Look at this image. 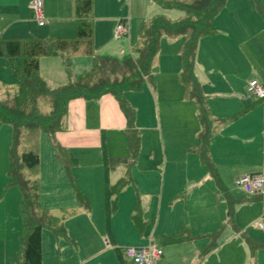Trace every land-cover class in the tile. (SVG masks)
<instances>
[{
	"label": "crops",
	"instance_id": "0c3cea01",
	"mask_svg": "<svg viewBox=\"0 0 264 264\" xmlns=\"http://www.w3.org/2000/svg\"><path fill=\"white\" fill-rule=\"evenodd\" d=\"M29 1L0 0V29L7 31L15 22L31 18ZM133 2L154 6L156 15L176 18L183 13L176 8L165 9L153 0ZM262 3L264 6V0ZM172 11L180 15L171 16ZM66 12L74 28V0L70 7L61 1L43 3L44 16L53 21L61 20ZM132 17L129 10L118 20ZM183 39L181 35L161 37L152 63L154 84L146 82L140 90L124 92V98L135 109L140 132L135 162L130 160L126 117L111 93L69 101L55 136L73 158L70 173L50 147L48 136L41 133L39 139L43 136L44 145L51 149L46 151L49 167L44 168L42 182L62 187L64 196L59 208L68 211L60 221L66 236H56L51 228L42 229V264L88 263L99 257L101 237H105L106 245L119 247L110 227V233L103 230L91 202L94 198L105 199L106 179L112 186L124 178L130 181L114 194L111 219L118 215L117 202L120 204L131 189L137 199L128 207L126 217L130 227L134 226L131 246L155 241L163 250L155 264H264V227L257 226V221L264 219V194L244 195L234 189L236 177L262 168L264 107L261 100L247 93L246 84L256 78L264 85V19L254 0H227L214 18V32L197 42L192 72L210 116L212 134L207 153L216 176L199 154L198 106L181 80ZM79 57L71 58L79 61ZM89 63L86 60L82 66ZM40 64L41 60V72ZM41 76L51 87L65 82L52 74ZM116 141L121 144L119 153L114 149ZM225 192L235 200L233 222ZM78 195L84 204L80 205ZM13 216L4 208L0 218V264L18 263L12 258L20 248L19 229L14 232L10 226ZM173 232L178 240L171 242L166 235ZM249 240L258 245L251 249Z\"/></svg>",
	"mask_w": 264,
	"mask_h": 264
},
{
	"label": "trees",
	"instance_id": "16d2710c",
	"mask_svg": "<svg viewBox=\"0 0 264 264\" xmlns=\"http://www.w3.org/2000/svg\"><path fill=\"white\" fill-rule=\"evenodd\" d=\"M153 1L165 9L176 8L183 13L176 18L158 14L142 21L138 29V43L133 51L124 55L121 60L94 52L93 0H74V34L71 36L39 39L34 36L2 38L0 35V57L7 58L17 79L16 93L0 100V121L9 124L12 128L8 152L10 163L8 175L20 191V248L19 252L12 256L17 264H42L43 228L48 226L56 236H66L59 217L40 205V185L37 175L40 158L37 145L41 133L48 136L56 157L63 162L66 171L70 173L73 158L71 160L70 153L57 142L55 136L61 129L69 101L74 98L96 99L104 93H111L118 100L126 117L130 160L135 162L140 150V132L135 124V109L124 98V92L140 90L146 82L154 84L152 63L163 36L181 35L184 38L181 46V80L188 87L198 106L201 124L199 154L216 176L215 168L209 162L207 153L212 125L199 84L192 72V64L198 40L214 32V18L227 0ZM254 4L264 19L262 0H254ZM77 54L91 56L92 66L83 70L76 78L69 77L66 83L50 87L40 76L41 57L60 55L66 71H69L70 59ZM19 141H23L24 145L21 152L16 154ZM21 168H26L31 173V177L24 178L20 173ZM124 179L126 180H121L112 186L107 179L105 181L104 206L107 215L115 204L114 194L130 181L129 178ZM224 194L229 200V218L233 222L232 203L235 200L229 193ZM256 194L260 195V193ZM78 199L80 205L84 204L81 195H78ZM107 231L110 233L108 225ZM166 237L171 242L178 240L174 232L167 234ZM248 242L251 249L258 245L254 241ZM213 246L214 243L207 249ZM114 249L119 264H129L125 257L123 258L124 255H121L120 248Z\"/></svg>",
	"mask_w": 264,
	"mask_h": 264
},
{
	"label": "rangeland",
	"instance_id": "374dc122",
	"mask_svg": "<svg viewBox=\"0 0 264 264\" xmlns=\"http://www.w3.org/2000/svg\"><path fill=\"white\" fill-rule=\"evenodd\" d=\"M32 1L33 0L29 1V5ZM42 1L46 4L49 2L54 3L55 1H61L63 4H66V6L69 7L72 2V0ZM133 1L134 0H93V48L96 54L102 56L115 57L118 60H121L124 55L129 54L133 51V48L138 43V29L142 21L148 17L156 15L154 14V6H150L148 8L145 6L144 2H142V5H139L134 3ZM128 2L129 4H127ZM129 10L132 12L133 17L131 20L126 21V33L111 34L110 30L115 28L118 21V17H125ZM116 13L118 14L116 15ZM171 13L172 14L170 15L174 17L180 15L176 14L175 11H172ZM63 15L64 17L59 21H53L45 15V20L42 25H39L33 18V16H31V18L22 19L18 22H15L13 25H10L8 29L5 28L7 29V31H3V29H0V35L2 38H23L27 36H34L39 39H48L50 37L58 36H71L74 34V28L70 23V18L69 16H67V12L63 13ZM74 56H80V59L79 61L74 60L72 58L70 59L71 65L69 71H66V69L64 68L60 55L41 57L40 67H42L43 70L40 72L39 68L40 76L41 73H47L48 75L52 74L54 76V79L61 78L64 79V83H66L69 77L76 78L83 70L89 69L91 67L92 60L90 57L80 54ZM57 60H59L61 65L60 63H58ZM86 60L90 61L89 66L83 67L82 65L86 62ZM56 85L59 86L58 84ZM56 85L53 87H56ZM16 91V76L12 70V67L9 65L7 58L1 56L0 100L10 97L14 93H16ZM11 132V126L7 123L0 121V218L3 215L4 208L9 211H12V213H14V216L10 219V226H12L11 230L15 232V230H17L16 228H18V235L20 237L21 216L18 208L20 202V191L18 186L12 182L10 176L8 175L10 167L8 152L11 141ZM116 143L117 145L114 146V149L117 153H119L118 150L119 147H121V144L118 141H116ZM23 145V141L18 142L15 151L16 154H19L21 152ZM50 147L52 148L51 144ZM37 150L40 158L37 170L40 185V205L43 208H47L48 211H50L53 215L59 217V219L62 220V217H64L68 212L64 210L61 211L59 208L60 201L64 196V193L62 192V187L57 184L55 186H60V188H55L51 184H49L48 181L42 182L44 177V168L49 167V162L46 158V151H51V149L48 148V145H44L43 136L41 137V139H39ZM20 173L24 178L31 177V173L26 168H21ZM234 189L238 193L241 192L236 187ZM128 190H130V194L125 193V195H123L120 199V204L119 202H117L119 208L118 215L112 219L111 211L108 215L106 213L104 206V198H94V202H91V208L96 209V218H98V220H102L103 230L107 233L108 225L111 231L114 232V235L113 232L111 233L116 242V245L120 247V251L124 247L134 245L132 244V231L134 226L131 225L132 228L130 227V225L126 221V217L128 216V207L135 204L137 199L133 191L131 189ZM45 228L48 229L49 227L47 226ZM43 230L45 229L43 228ZM104 238L105 237H101L100 240L99 249L101 250V252L99 254V257H96L95 259L90 260L88 263L83 264H119L116 250L112 246L110 247L109 245H106ZM109 242L111 243L110 238ZM76 243L83 246L82 242ZM1 244L2 236L0 233V245Z\"/></svg>",
	"mask_w": 264,
	"mask_h": 264
},
{
	"label": "built area",
	"instance_id": "2783aa9c",
	"mask_svg": "<svg viewBox=\"0 0 264 264\" xmlns=\"http://www.w3.org/2000/svg\"><path fill=\"white\" fill-rule=\"evenodd\" d=\"M33 18L42 25L45 18L43 14V1L33 0L30 3ZM125 19H120L114 28V34H124L127 31ZM246 91L257 100H261L264 107V85L256 78H250L246 84ZM236 188L246 194L264 193V148L262 153V168L258 172L240 175L234 179ZM259 228L264 227V219L257 221ZM162 248L155 242L149 241L143 246H128L124 248V256L133 264H155L162 255Z\"/></svg>",
	"mask_w": 264,
	"mask_h": 264
}]
</instances>
